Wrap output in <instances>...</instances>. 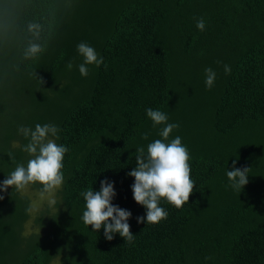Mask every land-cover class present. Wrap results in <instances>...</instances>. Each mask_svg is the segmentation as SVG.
<instances>
[{
	"label": "trees",
	"instance_id": "obj_1",
	"mask_svg": "<svg viewBox=\"0 0 264 264\" xmlns=\"http://www.w3.org/2000/svg\"><path fill=\"white\" fill-rule=\"evenodd\" d=\"M82 42L104 59L87 77ZM31 43L44 51L26 59ZM149 108L179 124L166 142L181 137L195 184L180 209L160 201L168 216L157 224L128 175L136 149L163 140ZM37 124L55 125L68 148L64 182L34 215L20 190L0 191V264H264V0H0V187L32 158L18 129ZM233 161L250 169L240 191L226 175ZM104 180L131 212L130 243L83 223L81 193Z\"/></svg>",
	"mask_w": 264,
	"mask_h": 264
},
{
	"label": "clouds",
	"instance_id": "obj_2",
	"mask_svg": "<svg viewBox=\"0 0 264 264\" xmlns=\"http://www.w3.org/2000/svg\"><path fill=\"white\" fill-rule=\"evenodd\" d=\"M194 19L197 29L204 31L206 27L204 18ZM28 30L37 38L39 37L40 25L38 23H30ZM43 51L40 44L31 43L25 52V58L36 57ZM77 52L83 57V63L78 65L82 77L89 75V65L99 68L104 64L103 57L86 43L78 44ZM66 68L71 71L73 63L68 62ZM204 71L205 85L210 89L214 85L216 72L212 68H206ZM230 71V66L224 65L225 74H229ZM40 82L44 83L42 78ZM146 114L154 127L163 125L159 132L163 140L157 139L148 144L147 155L143 147H138L136 149L137 167L133 168L128 175L135 180L132 186L135 202L146 209V223L157 224L167 219L168 216L167 211L160 206V201L166 200L175 208L180 209L189 202L195 184L191 179L189 151L182 144L181 137L176 136L170 142H166L170 134L179 128V124L168 123V115L160 110L149 108ZM18 132L29 140L23 150L32 158L29 159L26 167L23 164H17L15 170L6 176L0 191L6 192L9 188L19 191L30 184L37 183L43 186L41 195L59 189L64 182L63 160L68 151V148L56 143L59 139V129L52 124H37L34 130L21 126ZM142 138L147 140L148 134L144 133ZM9 157L14 159L11 153ZM249 171V168H236L235 161H233L232 169L226 172L230 186L236 191L243 190L248 183ZM81 195L86 201V210L82 216L85 225L91 226L92 231L95 232L103 228L105 239L108 241H111L115 234H119L124 240L132 242L134 236L131 234L128 223L131 212L112 204L116 195L113 183L104 180L101 182L99 191L89 189ZM0 199L3 197L0 196ZM51 203L55 204V200ZM137 223H145V217H138ZM205 259L211 260L212 257H205Z\"/></svg>",
	"mask_w": 264,
	"mask_h": 264
},
{
	"label": "rangeland",
	"instance_id": "obj_3",
	"mask_svg": "<svg viewBox=\"0 0 264 264\" xmlns=\"http://www.w3.org/2000/svg\"><path fill=\"white\" fill-rule=\"evenodd\" d=\"M20 192L24 195L27 196L30 205H31V212L34 215L35 213H38L42 208L51 205V201L55 199V195L57 190H55L52 193H44L41 195L40 192L34 191L30 189L29 186H26L24 189L20 190ZM32 225L30 222H27L26 224V232L30 231L32 228Z\"/></svg>",
	"mask_w": 264,
	"mask_h": 264
}]
</instances>
